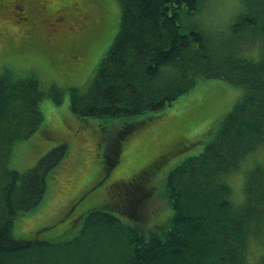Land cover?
<instances>
[{
	"label": "trees",
	"instance_id": "1",
	"mask_svg": "<svg viewBox=\"0 0 264 264\" xmlns=\"http://www.w3.org/2000/svg\"><path fill=\"white\" fill-rule=\"evenodd\" d=\"M118 2L117 34L87 90L70 89L69 105L77 118L128 121L107 146L106 174L120 161L124 143L155 120L151 114L172 105L198 81L220 79L239 87L242 95L199 153L166 170L172 209L167 225L146 230L139 224L138 210L155 187L154 170L195 145L187 146L184 139L139 171L116 177L100 207L83 217L74 238L57 243L21 240L13 235L15 218L41 203L48 175L61 162L67 145L53 147L24 172L11 168L10 155L17 142L42 130L41 102L49 98L58 104L62 93L54 86L46 91L34 72L12 75L3 70L0 264H264V247L254 262L248 257L250 244L264 240V163L252 161L246 168L238 202L227 180L264 145V0H243L225 34L196 23L198 0ZM250 49L253 54L247 52ZM113 211L129 218L130 225Z\"/></svg>",
	"mask_w": 264,
	"mask_h": 264
},
{
	"label": "rangeland",
	"instance_id": "2",
	"mask_svg": "<svg viewBox=\"0 0 264 264\" xmlns=\"http://www.w3.org/2000/svg\"><path fill=\"white\" fill-rule=\"evenodd\" d=\"M42 1L50 14L37 20V23H45L43 27L47 29L33 33L24 40V36L20 37V32H17L20 26L10 18V14H13L12 0L7 1L8 5L0 6V74L3 70L12 75H25L31 71L37 75L46 91L54 86L62 93L58 104L49 98L41 102L44 116L42 130L13 146L9 165L24 172L58 144L64 143L67 148L61 162L48 175L47 189L41 203L15 218L14 237L52 243L74 238L81 230L83 217L89 211L100 207L107 188L115 179L126 178L139 171L173 142L184 139L187 146L192 143L195 145L174 154L169 161L165 160L154 170L152 181L155 187L138 210L141 217L139 224L146 230L167 225L172 209L167 200L164 182L166 170L170 165H176L202 150L207 136L231 111L242 95V90L220 79L198 81L189 93L172 105L162 109L160 113H155L156 115L151 114L156 116L155 120L143 125L130 141L124 143L125 149L120 161L111 169L110 174H106L103 163L107 146L122 124H127L128 121L126 118H88L85 121L77 118L69 105L70 89L77 88L82 92L87 90L98 63L117 34L119 2ZM198 1L200 11L197 16L199 22L196 23L201 28L217 30L223 34L230 30L243 2ZM56 23V27H48ZM73 43H80L85 48L82 64L74 65L67 60V47ZM253 51L250 49L247 52L253 54ZM23 77L25 76H20ZM44 129L46 132H42ZM252 161L264 163V145L247 157L237 172L227 177L232 187V198L236 202L242 198L244 172ZM53 173L54 178L50 180ZM113 213L125 224L130 225L132 222L126 216L114 211ZM263 247L264 240L250 244L248 257L252 262Z\"/></svg>",
	"mask_w": 264,
	"mask_h": 264
},
{
	"label": "flooded vegetation",
	"instance_id": "3",
	"mask_svg": "<svg viewBox=\"0 0 264 264\" xmlns=\"http://www.w3.org/2000/svg\"><path fill=\"white\" fill-rule=\"evenodd\" d=\"M8 0H0V6L4 7ZM12 11L10 18L14 19L16 24L20 27L17 32H20L22 40L27 39L33 33H40L47 27H43L45 23H37V20L43 16L50 14L48 7L42 0H12ZM57 5V4H55ZM56 24H50L48 27L54 28ZM80 43H73L67 47L66 54L67 60L74 65H79L84 62V50Z\"/></svg>",
	"mask_w": 264,
	"mask_h": 264
}]
</instances>
